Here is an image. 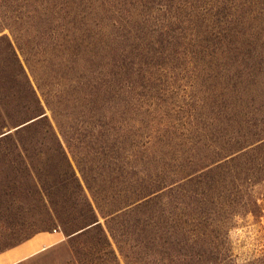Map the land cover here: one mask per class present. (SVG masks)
Wrapping results in <instances>:
<instances>
[{"label": "rangeland", "instance_id": "rangeland-1", "mask_svg": "<svg viewBox=\"0 0 264 264\" xmlns=\"http://www.w3.org/2000/svg\"><path fill=\"white\" fill-rule=\"evenodd\" d=\"M12 48L52 127L17 129ZM4 133L0 253L57 231L22 264H264V0H0ZM67 159L104 212L74 239Z\"/></svg>", "mask_w": 264, "mask_h": 264}, {"label": "trees", "instance_id": "trees-1", "mask_svg": "<svg viewBox=\"0 0 264 264\" xmlns=\"http://www.w3.org/2000/svg\"><path fill=\"white\" fill-rule=\"evenodd\" d=\"M12 49H13V54L15 56V59L19 65L20 75L23 76V78L25 79L26 86L29 92L28 99L30 100V106L28 107V111H29L28 113L31 116L38 115L33 118V119L37 118L35 121L25 126H30L33 124L42 123V122L47 121L52 127V123L50 121L49 116L47 115L45 111L44 105L42 104V99L38 93V90L35 88L33 82L31 81L30 76L28 72L26 71L24 65L22 64L20 58L18 57L16 51L14 50V48ZM67 163H68L67 166L71 173V179H72V183L74 187V196L83 205V208L80 213L81 220L80 222H78V220H71V219L64 220L63 217L58 212H54L53 215L55 219L58 220L60 227H63V226L65 228H67V226L72 227V230L67 233V236L69 237V239H74L78 236L85 235L88 230L96 228L97 226H100L99 215L103 216L104 212L102 211V209L99 207V205L96 202V197L93 193V190H92L93 188L89 180L84 177L82 181V179L78 176L73 165L70 163L68 159H67ZM188 258L193 259L192 256H188Z\"/></svg>", "mask_w": 264, "mask_h": 264}, {"label": "crops", "instance_id": "crops-1", "mask_svg": "<svg viewBox=\"0 0 264 264\" xmlns=\"http://www.w3.org/2000/svg\"><path fill=\"white\" fill-rule=\"evenodd\" d=\"M64 240L65 237L57 231L36 234L27 241L0 253V264H22Z\"/></svg>", "mask_w": 264, "mask_h": 264}, {"label": "water", "instance_id": "water-1", "mask_svg": "<svg viewBox=\"0 0 264 264\" xmlns=\"http://www.w3.org/2000/svg\"><path fill=\"white\" fill-rule=\"evenodd\" d=\"M36 119H37V118H36ZM36 119H32V120H30L29 122L24 123L23 125L17 127V129H19V128H21V127H23V126H25V125H27V124H29V123L35 121ZM9 133H10V132H9ZM9 133H4V134H2L0 137H3V136H5V135H7V134H9Z\"/></svg>", "mask_w": 264, "mask_h": 264}]
</instances>
